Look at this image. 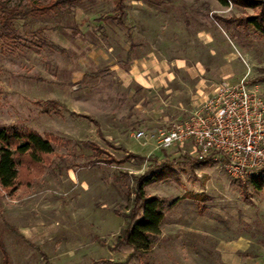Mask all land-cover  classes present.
Segmentation results:
<instances>
[{"label": "rangeland", "instance_id": "374dc122", "mask_svg": "<svg viewBox=\"0 0 264 264\" xmlns=\"http://www.w3.org/2000/svg\"><path fill=\"white\" fill-rule=\"evenodd\" d=\"M124 2L121 25L106 20L115 15L111 0H86L18 19V40L0 35V125L58 139L30 186L0 184L8 264L126 263L129 254L115 250L124 223L116 212L133 198L131 176L157 163L171 169L146 193L163 201L165 219L142 262L264 264V189L236 181L220 157L196 162L190 142L164 150L135 138L188 120L224 79L247 77L264 95V32L245 23L260 16L264 25V10L216 0ZM53 100L65 109L45 112Z\"/></svg>", "mask_w": 264, "mask_h": 264}, {"label": "trees", "instance_id": "16d2710c", "mask_svg": "<svg viewBox=\"0 0 264 264\" xmlns=\"http://www.w3.org/2000/svg\"><path fill=\"white\" fill-rule=\"evenodd\" d=\"M83 1L86 0H48L47 4L33 2L12 6L9 1L0 0V35L6 39L18 40L20 34L15 28L18 19L36 16L37 14L60 12L65 8H76ZM111 1L115 7V15L107 16L106 20L117 21L121 25L125 15V2L124 0ZM216 1L226 7L232 4L243 8H261V10H264V0ZM245 23L248 26H254L262 33L264 32V25L260 16H250L245 19ZM54 29L66 33L61 27H54ZM80 30V28H74L72 32L79 34ZM43 45L50 50L62 51L60 47L52 42H44ZM128 59L131 60L130 57ZM100 73V70L95 73H85L83 79L98 77L101 75ZM45 105V112L54 110L57 107L65 109L64 105L55 100L48 101ZM57 141L58 139L53 135H42L28 127H19L17 124L0 125V184L2 187L5 190L14 191L20 184H24L25 187L30 186L35 179L33 173H41L45 161L50 160L51 156L55 154L54 145ZM132 157L137 156L132 155ZM212 159L213 156L203 161L197 159L196 162L207 163ZM93 165H95V162H89L86 166L91 167ZM169 169H171L170 164L157 163L147 173L131 176L132 185L134 186L132 190L133 198L129 199L130 203L125 212H116L117 215L123 218L124 223L116 239L115 250L129 254V259L124 264H150L142 262L140 254L151 250L154 246L161 234L160 227L164 222L165 215L161 210L163 201L158 197H148L146 189L155 182L161 181L165 176V171ZM251 186L254 191H262L264 189V176L256 177ZM243 187L244 193L247 194V186L244 185ZM246 197L248 200L249 197L247 195ZM0 249L4 253L5 264H8L6 247L1 241ZM95 264L120 263L102 260V262Z\"/></svg>", "mask_w": 264, "mask_h": 264}, {"label": "built area", "instance_id": "2783aa9c", "mask_svg": "<svg viewBox=\"0 0 264 264\" xmlns=\"http://www.w3.org/2000/svg\"><path fill=\"white\" fill-rule=\"evenodd\" d=\"M135 138L156 140L164 150L190 142L196 160L220 157L232 178L251 184L264 176V95L247 77L224 79L188 120L158 133L140 130Z\"/></svg>", "mask_w": 264, "mask_h": 264}]
</instances>
